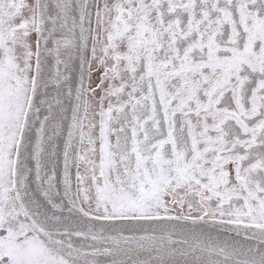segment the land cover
Returning <instances> with one entry per match:
<instances>
[{"label": "snow or ice", "instance_id": "6c2138e0", "mask_svg": "<svg viewBox=\"0 0 264 264\" xmlns=\"http://www.w3.org/2000/svg\"><path fill=\"white\" fill-rule=\"evenodd\" d=\"M0 264H264V0H0Z\"/></svg>", "mask_w": 264, "mask_h": 264}]
</instances>
